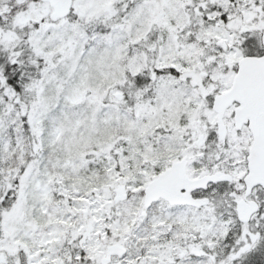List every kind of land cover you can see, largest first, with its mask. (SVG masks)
<instances>
[{
  "label": "snow or ice",
  "instance_id": "6c2138e0",
  "mask_svg": "<svg viewBox=\"0 0 264 264\" xmlns=\"http://www.w3.org/2000/svg\"><path fill=\"white\" fill-rule=\"evenodd\" d=\"M0 264H264V0H0Z\"/></svg>",
  "mask_w": 264,
  "mask_h": 264
}]
</instances>
